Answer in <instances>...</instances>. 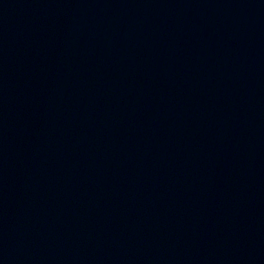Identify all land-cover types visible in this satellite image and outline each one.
Segmentation results:
<instances>
[{
	"label": "water",
	"instance_id": "1",
	"mask_svg": "<svg viewBox=\"0 0 264 264\" xmlns=\"http://www.w3.org/2000/svg\"><path fill=\"white\" fill-rule=\"evenodd\" d=\"M0 264H264V0H0Z\"/></svg>",
	"mask_w": 264,
	"mask_h": 264
}]
</instances>
